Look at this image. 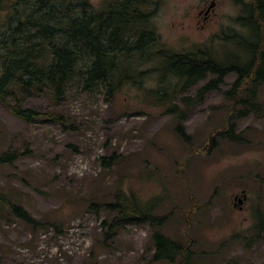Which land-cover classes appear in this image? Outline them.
Masks as SVG:
<instances>
[{"label": "rangeland", "instance_id": "obj_1", "mask_svg": "<svg viewBox=\"0 0 264 264\" xmlns=\"http://www.w3.org/2000/svg\"><path fill=\"white\" fill-rule=\"evenodd\" d=\"M89 1L97 8L109 0ZM148 10L161 47L178 53L211 41L216 48L214 37L235 27L238 13L231 0H158ZM234 78L200 100L203 81L177 94L190 143L175 132L168 102L151 94L152 71L111 98L103 85L86 90L77 83L59 103L23 92L24 105L42 113L32 122L0 103V151L28 148L13 164H0V190L41 224L0 208V264H166L152 259L155 228L147 222L106 235L110 216L91 204L111 200L118 187L167 215L160 231L190 245L195 264H264V228H257L264 217V84L254 108L239 118L224 97ZM182 96L191 98L181 102ZM51 111L64 119L48 120ZM230 124L238 142L218 135Z\"/></svg>", "mask_w": 264, "mask_h": 264}, {"label": "trees", "instance_id": "obj_2", "mask_svg": "<svg viewBox=\"0 0 264 264\" xmlns=\"http://www.w3.org/2000/svg\"><path fill=\"white\" fill-rule=\"evenodd\" d=\"M231 1L238 8L236 26L216 34V48L211 41L178 53L161 47L151 26L154 9L149 11L148 5L158 0H109L97 8L89 0H0V103L13 116L32 122L42 113L24 105L23 92L45 93L59 103L68 86L77 83L86 90L103 85L111 98L123 85H140L152 71L157 87L151 94L159 103L168 102L166 111L175 117V132L190 143L182 124L187 113L174 102L179 92L203 81L195 95L200 100L234 74L224 97L230 102L229 114L240 118L254 108L257 89L264 84V0ZM152 61L150 70L147 65ZM45 115L50 121L64 119L57 111ZM233 126L218 135L238 142ZM26 154L28 148H7L0 151V164H13ZM115 158L111 153L108 164ZM91 205L108 212L106 235L126 223L147 222L155 228L150 238L153 261L195 264L190 245L160 231L168 217L154 213V203H139L118 187L111 200ZM0 208L27 225L41 226L2 190ZM257 228H264V217L258 218Z\"/></svg>", "mask_w": 264, "mask_h": 264}]
</instances>
